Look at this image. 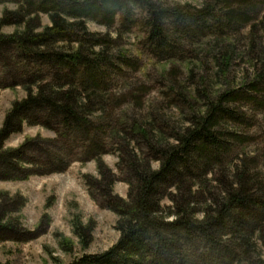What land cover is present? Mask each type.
Here are the masks:
<instances>
[{
    "label": "trees",
    "instance_id": "obj_1",
    "mask_svg": "<svg viewBox=\"0 0 264 264\" xmlns=\"http://www.w3.org/2000/svg\"><path fill=\"white\" fill-rule=\"evenodd\" d=\"M0 2L14 5L4 8L0 29L15 27L11 33L0 32V52L7 56L13 50L19 60L39 67L20 73L24 80L16 85L23 86L27 96L13 103L0 128V180L63 172L74 161L95 160L101 178L86 176L90 196L118 217L120 235L111 248L70 264H264V171L245 162L253 160L245 149L239 164H228L235 146L245 139L239 131L245 124L239 117L244 114L240 102L264 103V44L259 37L264 15L258 19L261 24L252 22L264 10V0H212L202 8L177 2L165 7L157 0ZM132 6L147 11L151 36L161 46L171 40L168 24L176 33L182 27L198 33L217 23L237 32L248 27L243 54L250 68L241 87H222L238 57L235 42L221 48L214 39L210 52L217 65L216 85L221 87L202 90L192 82L188 97L177 72L163 70L167 83L155 99L167 101L175 116L161 114L163 107L156 102L147 105L154 90L143 82L110 88L107 82L117 70L114 62L124 57L122 50L115 52L124 31L116 30L117 36L93 32L88 21L109 28L122 15L125 26ZM43 67L55 74L49 78ZM194 75L189 69L186 80ZM121 107L141 114L109 118ZM25 122L55 133V138L43 140V163L27 157L40 139L28 138L19 148L4 146ZM109 152L118 153L117 168L129 174L123 179L129 186L127 198L113 191L116 175L102 158ZM2 195L0 231H15L19 216L9 215L19 213L25 200L19 194ZM94 227L75 218L74 233L84 247L92 242ZM66 243L64 249L71 251Z\"/></svg>",
    "mask_w": 264,
    "mask_h": 264
},
{
    "label": "rangeland",
    "instance_id": "obj_2",
    "mask_svg": "<svg viewBox=\"0 0 264 264\" xmlns=\"http://www.w3.org/2000/svg\"><path fill=\"white\" fill-rule=\"evenodd\" d=\"M157 1L165 7L172 6L177 2L182 5L191 4L194 7L202 8L206 2L212 0ZM13 6V3L10 2H0V19L5 7ZM129 13L131 15L128 16L125 26L122 24V15H117L115 22L109 28L98 22L88 21V28L93 32L111 31L114 36H117L116 30L124 31L115 49V52L122 50L124 57L122 56L123 58L119 62H114V68L117 70L111 71L113 74L107 82L110 88L133 86L143 82L152 86L154 90L151 97L148 98L147 105L156 102L157 105L163 107V110L160 111L161 114L175 116V110L165 104L167 101L159 102L155 99L158 98L159 89L167 83L162 76L163 70L174 69L177 72L176 74L181 80V87L188 97L189 88L193 83L202 90L209 85L218 88L220 85H216L214 77L217 65L213 52H210L211 45H215L214 39L218 41L216 45L223 48L228 45V42H235L238 57H235L231 63L228 71L229 79L227 84L222 87L223 89H226V86L241 87L245 71L250 68L249 57L243 54L249 36L248 27L244 26L237 32L217 23L214 29H211L210 26L198 33L191 27H182V32L176 33L173 31V27L168 24L165 29L168 37L171 36V40L167 45L161 46L159 45L160 40L151 36L152 26L148 24L147 11L132 6ZM263 15L264 10L252 22L260 23L262 21L260 18ZM218 16H220L219 13ZM42 18L44 24L49 23L46 15H43ZM14 29V26H5L0 29V32L11 33ZM259 37L262 38L261 45H263L264 24L260 27ZM13 52L11 50L7 56L4 55V52H0V128L13 103L27 96L24 87L16 85V82L24 80L20 73L26 69L29 72L39 69L36 65L19 60L16 53ZM191 68L195 77L189 81L186 79H188ZM42 69L49 78L55 74V71L50 67ZM203 77L205 81H201ZM240 103L244 114H239V117L244 118L245 124L239 126V131L245 139L242 145L235 146L228 164H239L240 159L244 158L241 153L245 149L244 152L250 153V158L253 157V160L249 159L245 162L250 164L251 168H260L262 172L264 171V103L253 104L246 101ZM145 111H149L148 108ZM37 112L35 110L29 114ZM139 114L141 112L138 110L121 107V109H114L109 118H133ZM28 138H37L40 141L37 140L38 142L27 151V157H33L39 163H43L46 159L43 140L55 138L54 131L25 122L19 132L11 134L6 139L4 146L19 148ZM53 152L55 151L53 150ZM239 155L240 158L237 157ZM102 158L116 175V180L113 183L114 193L127 198L129 186L123 179L129 174L122 173L117 168L118 153L109 152ZM154 166L158 167V163H154ZM87 175L101 178L95 160L74 161L63 172L33 174L27 179L0 180V201L3 192H8L11 196L19 194L25 200L19 213L9 215L10 217L19 216L20 223L17 230L0 231V264H70L85 254L102 253L118 241L120 234L116 230L117 214L110 209L101 207L90 196L86 181ZM165 204L170 205L171 203L166 200ZM76 217H80L84 223H94L93 239L87 247L83 246L80 238L74 233ZM63 240L69 241L71 251L64 249V243L67 241Z\"/></svg>",
    "mask_w": 264,
    "mask_h": 264
}]
</instances>
